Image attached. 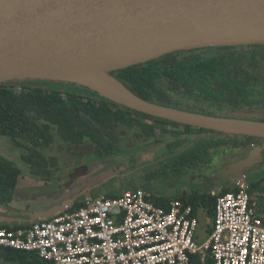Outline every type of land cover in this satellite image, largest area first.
Wrapping results in <instances>:
<instances>
[{"label": "water", "instance_id": "obj_1", "mask_svg": "<svg viewBox=\"0 0 264 264\" xmlns=\"http://www.w3.org/2000/svg\"><path fill=\"white\" fill-rule=\"evenodd\" d=\"M253 44H264V0H0V83L26 79L70 82L145 114L264 141V121L157 104L111 74L176 51ZM101 66L108 67L107 83L122 98L81 80ZM262 150V146H253L249 156L233 162L226 173L245 181V167L261 161ZM81 170H72L60 183L70 186ZM81 196L93 198L81 192L28 218L0 212V224L50 218Z\"/></svg>", "mask_w": 264, "mask_h": 264}, {"label": "trees", "instance_id": "obj_2", "mask_svg": "<svg viewBox=\"0 0 264 264\" xmlns=\"http://www.w3.org/2000/svg\"><path fill=\"white\" fill-rule=\"evenodd\" d=\"M242 48L226 46L176 51L111 74L148 101L198 112V105L189 107L184 99L197 95L219 102L231 100L233 104L243 101L248 90L234 79L240 73L234 72L228 62L256 59L257 56L248 55ZM183 125L184 129L180 130ZM157 129L161 130L160 135L156 134ZM209 132L212 131L139 112L70 82L26 79L0 83V136L10 137L15 147L23 150L21 159L29 165L31 175L40 179H51L61 167L56 157L43 152L53 145L56 138L69 148L76 147L80 153L93 150L96 159L130 155L133 161L136 151L131 152L134 148L131 136L151 139V142L158 140L164 142V147L158 152L166 157L165 166L158 172L181 174L186 168L201 170L225 145L237 147L245 142L253 147L254 140L263 141L261 138L216 132L215 136H205ZM129 134L131 136L127 137ZM152 172L155 174L154 170ZM21 174L22 169L0 152V205L13 200ZM248 182L253 190L264 193L260 186L264 176ZM107 187L116 189L121 185L113 183ZM132 187L131 190L140 188ZM115 189L106 196H120L128 190L125 185H122V192ZM237 189L235 182L216 194L199 191L188 194L185 191L175 197L153 194L152 200L166 207L171 200L181 199L193 205L195 212L201 207L206 208L209 216L214 218L217 197ZM82 204L81 200L72 208ZM26 225L29 223L0 224L6 228ZM0 254L7 260L22 264H52L30 252L5 249Z\"/></svg>", "mask_w": 264, "mask_h": 264}, {"label": "built area", "instance_id": "obj_3", "mask_svg": "<svg viewBox=\"0 0 264 264\" xmlns=\"http://www.w3.org/2000/svg\"><path fill=\"white\" fill-rule=\"evenodd\" d=\"M237 184L217 197L203 244L199 210L181 199L157 205L153 193L137 188L85 198L26 226H0V251L34 253L52 264H264L263 207L247 180Z\"/></svg>", "mask_w": 264, "mask_h": 264}, {"label": "rangeland", "instance_id": "obj_4", "mask_svg": "<svg viewBox=\"0 0 264 264\" xmlns=\"http://www.w3.org/2000/svg\"><path fill=\"white\" fill-rule=\"evenodd\" d=\"M239 115L243 119L263 122L264 108H245L240 110ZM156 131L157 135L161 134V130L157 129ZM130 136L131 134L127 137ZM240 139L244 138L241 137ZM131 140L135 145H133V147L137 148L131 151H136L134 154V161L131 159L130 155H121L118 158L106 160L98 159L95 161L91 160L93 159L92 157L83 156L78 152L76 147L69 148L56 138L53 145L43 152L53 158L56 157L61 167L57 173H53L54 176L51 179L44 180L31 175L29 165L21 159L23 150L15 147L10 137L0 136V149L3 151L0 150V152L3 155L6 154V157H10L22 169V174L19 176V183L13 200L9 204H3L2 207L4 208H2L1 212L10 217L28 218L32 213L49 210L81 192L90 195H92L91 191L93 189V192H99V190H101V192H110L112 189H109L107 185H112L113 183L121 185L120 188H122V185H125V187L131 190L133 185L134 187L137 186L145 189L154 195L163 194L168 197L178 196L185 191L188 194L198 191L209 193L212 189L215 193H218L224 187L233 185L231 182L219 180L223 174L230 175L227 174L226 171L228 172L231 169L233 163L229 164L225 169L222 168L215 171L203 170L201 172L200 170L189 168L182 172V174L174 171L165 173L158 172L162 166H165L163 163L166 161V157L164 158V155L158 152L161 147H164V143L161 142L157 145L153 143V147L142 148L146 142L145 140H143V142H137L134 136H131ZM76 154L83 157H75ZM216 156L219 157V155ZM230 156H233V154L228 153L224 160L228 159V157L230 158ZM248 156L249 155L244 156L241 159ZM261 157H263L261 161L253 163L252 166L245 167L244 170L247 171L258 168L252 172V176L247 175L249 180H258L264 176L263 150ZM71 166L74 168H82L84 171L73 181V184L71 183L72 185L66 186L63 181L62 183H60V181L62 178L64 179L67 177V174L72 171L70 168ZM152 170L155 171V174H153ZM234 179L237 183L239 181V176L236 175ZM102 182H104V186H98ZM260 186L264 189V182L260 183ZM101 188H103L104 191H102ZM253 191L256 202H258L260 208H262L264 193H261V191L257 189ZM81 198H83V196H81ZM198 219L197 241L199 244H203L210 236L214 218L209 216L208 211L201 208L198 211ZM0 264L22 263L16 260H7L0 254Z\"/></svg>", "mask_w": 264, "mask_h": 264}, {"label": "flooded vegetation", "instance_id": "obj_5", "mask_svg": "<svg viewBox=\"0 0 264 264\" xmlns=\"http://www.w3.org/2000/svg\"><path fill=\"white\" fill-rule=\"evenodd\" d=\"M227 47H230V46H227ZM232 47H244L242 49L248 55L257 56L256 59H251V60L244 59V60H235V61L228 62L231 65L234 72L240 73V75L235 76L234 79L243 83L242 86H244V88L246 90H248L245 98L243 99V101L236 103V104H233L231 102V100H225V101L219 102V101H213V99H210V98H201L197 95H192L191 97L184 99L186 105L189 107L198 105L196 107H199L200 111H198L197 113L206 114V115H213V116H221V117L242 118L239 115V112L242 109L258 108V107L264 108V44L239 45V46H232ZM202 110H204V111H202ZM190 126L195 128V129L202 128V127H195L192 125H190ZM179 129L180 130L184 129V125L180 126ZM204 129H206V128H204ZM207 130H210V129H207ZM211 131L212 132H209L205 136H211V135L215 136L216 134H214V133L215 132L218 133L215 130H211ZM135 140H137V142L138 141L143 142V140L146 141L144 143V145L142 146V148L153 147L152 146L153 143H154V145H157L160 143V142H158V140H156V141L153 140L152 141L153 143H152L151 139H147L144 137H143V139L135 138ZM149 143H152V144L149 145ZM132 145H134V142H132ZM253 145L254 146H262L263 147V154H264V141L254 140ZM251 146L252 145H249L248 143H245V142L240 143V145L237 147L225 145V148H222V149L219 148L217 150V152L213 156V160L208 165H205L203 168H201L200 171L201 172L203 170L215 171L217 169H222V168L225 169L229 164L241 159L244 156H247L249 154L250 150L252 149ZM136 149L137 148L134 147L132 150H136ZM228 153L233 154V156H230V158L228 157V159L224 160L225 157L228 155ZM81 154L83 156L92 157L93 159H91V160H95V161L98 160L95 158L96 155H95V153H93V150L91 152L86 151V152H83ZM156 154H157V152H156ZM216 155H219V157ZM83 156L76 154L75 157H83ZM107 159H110V158H107ZM104 160H106V159H104ZM80 166H82V165H80ZM70 168H71V170L79 169L78 167L74 168L73 166H71ZM72 168H74V169H72ZM187 169H189V168H186V170ZM256 169H258V168H256ZM256 169H254V170H256ZM254 170H250V171L244 170L243 174L246 175L245 177H246L247 181H249V178L247 175L252 176L253 175L252 172ZM82 171H84V170L79 171V175ZM71 172L72 171H70V173ZM69 174H67V175H69ZM234 177H236V175H234V174L233 175L223 174V176L219 180H221V181L225 180V181H228V182H231L232 184H234L236 182ZM227 187H231V186H227ZM206 193H208V192H206ZM211 193L216 194L212 189H211Z\"/></svg>", "mask_w": 264, "mask_h": 264}, {"label": "bare ground", "instance_id": "obj_6", "mask_svg": "<svg viewBox=\"0 0 264 264\" xmlns=\"http://www.w3.org/2000/svg\"><path fill=\"white\" fill-rule=\"evenodd\" d=\"M107 69V66L96 67L92 71H90L88 75L81 77V80L96 87L105 88L108 90L109 94L115 97L122 98V96L117 92V90L107 83Z\"/></svg>", "mask_w": 264, "mask_h": 264}, {"label": "crops", "instance_id": "obj_7", "mask_svg": "<svg viewBox=\"0 0 264 264\" xmlns=\"http://www.w3.org/2000/svg\"><path fill=\"white\" fill-rule=\"evenodd\" d=\"M1 150V149H0ZM2 151V150H1ZM3 152V151H2ZM5 154V153H4ZM6 155V154H5ZM7 156V155H6ZM10 158V157H9ZM103 183L104 182H102L100 185H98V186H100V187H102L103 186ZM102 189V191H104L103 190V188H101ZM112 190L113 189H115V188H111ZM94 190V189H93ZM93 190L91 191L92 192V196H95V197H93V198H97L99 195H101V194H109L110 192H101V190H99V192H93ZM115 190H117V192H122V189L120 188V187H118V188H116ZM129 190V189H128ZM123 193V192H122ZM85 198H80V199H78L76 202H75V204L74 205H76L77 203H79L81 200L83 201ZM73 205V206H74ZM2 206L3 205H0V212H1V210H2ZM4 208V207H3ZM204 208V207H203ZM204 209H206V208H204ZM207 210V209H206ZM2 213V212H1Z\"/></svg>", "mask_w": 264, "mask_h": 264}]
</instances>
